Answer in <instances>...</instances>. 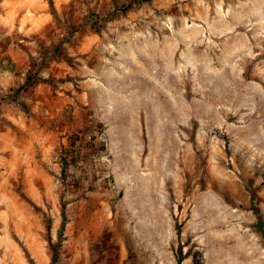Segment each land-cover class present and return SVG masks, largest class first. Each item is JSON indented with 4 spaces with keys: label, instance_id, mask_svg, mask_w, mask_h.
<instances>
[{
    "label": "rangeland",
    "instance_id": "rangeland-1",
    "mask_svg": "<svg viewBox=\"0 0 264 264\" xmlns=\"http://www.w3.org/2000/svg\"><path fill=\"white\" fill-rule=\"evenodd\" d=\"M119 7L66 56L0 21V67L35 51L32 81L78 84L89 109L59 119L55 166L46 105L0 71V264H264V0Z\"/></svg>",
    "mask_w": 264,
    "mask_h": 264
},
{
    "label": "crops",
    "instance_id": "crops-1",
    "mask_svg": "<svg viewBox=\"0 0 264 264\" xmlns=\"http://www.w3.org/2000/svg\"><path fill=\"white\" fill-rule=\"evenodd\" d=\"M119 14H121L119 0L0 1V21L7 25V31H12L11 27L13 26L16 27V32L20 29L23 35L33 37V33L38 31V35L36 34L34 38H46L49 40L48 43L55 41V47H62L63 49H60L65 56L84 53L90 49L94 50L97 46L101 34L95 26L89 24L90 16L97 15L109 24L112 16ZM54 52L53 50L51 53ZM35 53L30 49L24 51L22 63L17 68L13 69L7 64L6 69L4 70V66H2L0 71L1 74L7 75L5 81L9 83V86L14 87L20 83H26L24 100L31 108L35 107L36 103L46 105L40 111L43 121L39 126H41L40 131L43 132L41 134L45 135L43 138H49L51 141L44 145L48 148L52 164L57 166L61 164L59 161L62 160V157L58 156L59 145L65 141V138L70 134V126H73L71 122L65 119L64 122H61L59 119L64 114L65 118H73L75 121L86 117L89 109L80 105L79 102L87 96L77 90L78 84L74 85L71 81L61 84V81L54 79L50 82L53 88L44 81L33 82ZM58 60L59 58L53 60L54 71L60 76H67L72 67L67 62ZM79 67L81 68L82 64ZM17 112L18 109L15 106L13 110L7 112V116L9 119H17L15 115ZM33 116L39 117L35 110H29L26 119L31 120ZM46 118L52 119L53 122L45 121ZM24 122L29 129L32 128L31 124H28L29 122ZM65 135L67 136L64 137Z\"/></svg>",
    "mask_w": 264,
    "mask_h": 264
}]
</instances>
